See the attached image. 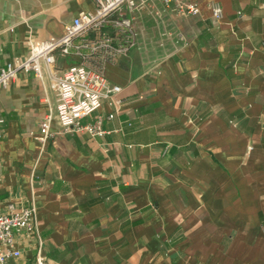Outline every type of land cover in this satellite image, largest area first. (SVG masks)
Masks as SVG:
<instances>
[{"label": "crops", "instance_id": "crops-1", "mask_svg": "<svg viewBox=\"0 0 264 264\" xmlns=\"http://www.w3.org/2000/svg\"><path fill=\"white\" fill-rule=\"evenodd\" d=\"M138 1L137 45L107 70L128 101L86 119L114 113L103 135L55 119L38 139L57 117L52 67L0 89V209L37 214L11 264L39 251L47 264H264V0H188L200 9L188 16ZM94 8L0 0V68Z\"/></svg>", "mask_w": 264, "mask_h": 264}, {"label": "built area", "instance_id": "built-area-1", "mask_svg": "<svg viewBox=\"0 0 264 264\" xmlns=\"http://www.w3.org/2000/svg\"><path fill=\"white\" fill-rule=\"evenodd\" d=\"M161 1L165 9L182 16L194 15L200 10L197 3L188 0ZM146 6V2L138 0H95L94 10L73 18L64 26L61 37L34 42L27 57L9 61L0 68V89L7 88L20 72L41 77L43 64L53 68L51 79L57 95V117L51 112L45 115L40 123L39 140L46 141L54 135L55 119L61 133L99 136L106 132L104 119H112L114 113L97 116L91 122L86 119L104 103L117 109L128 101L126 97H118L122 87L109 81L107 70L136 47L137 15ZM210 9L215 18H223L219 2H211ZM59 58L66 63L58 66ZM1 186L0 177V190ZM36 225V209L32 206L11 202L0 209V264H11L21 256L16 233L33 231ZM34 264H47L42 252H38Z\"/></svg>", "mask_w": 264, "mask_h": 264}]
</instances>
